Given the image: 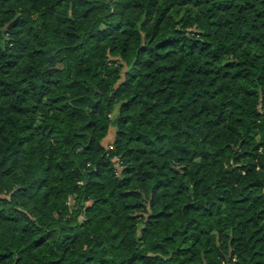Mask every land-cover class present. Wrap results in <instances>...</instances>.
<instances>
[{
  "label": "trees",
  "instance_id": "obj_1",
  "mask_svg": "<svg viewBox=\"0 0 264 264\" xmlns=\"http://www.w3.org/2000/svg\"><path fill=\"white\" fill-rule=\"evenodd\" d=\"M0 264H264V0H0Z\"/></svg>",
  "mask_w": 264,
  "mask_h": 264
},
{
  "label": "rangeland",
  "instance_id": "obj_2",
  "mask_svg": "<svg viewBox=\"0 0 264 264\" xmlns=\"http://www.w3.org/2000/svg\"><path fill=\"white\" fill-rule=\"evenodd\" d=\"M115 130L113 128H109L106 137L102 140L103 147L107 148L113 142Z\"/></svg>",
  "mask_w": 264,
  "mask_h": 264
}]
</instances>
